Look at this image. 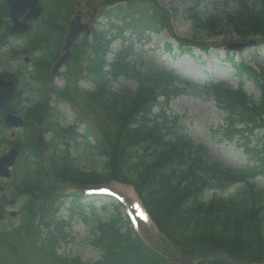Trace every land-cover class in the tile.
I'll return each mask as SVG.
<instances>
[{"label":"trees","instance_id":"trees-1","mask_svg":"<svg viewBox=\"0 0 264 264\" xmlns=\"http://www.w3.org/2000/svg\"><path fill=\"white\" fill-rule=\"evenodd\" d=\"M101 5L103 9L115 5L101 12L107 22L122 21L139 36L145 30L154 33L166 29L171 33L170 20L175 14L187 12L194 33L216 34L224 21L239 41L258 36V43L264 46V0H234L233 11L204 17L194 10L195 4L180 9L177 5L162 8L155 0H104ZM44 7L47 25L64 32L75 9L74 0H51ZM123 27L116 26L118 35ZM91 37L89 42L84 38L76 48L70 70L75 83L54 94L63 102L85 104L99 113L102 121L96 118V123L87 124L82 134L75 131L81 122L79 117L68 128H53L55 143L48 148V168L38 155L42 145L33 141L31 133L24 139L25 166L15 168V183L26 200L18 227L0 237V264H30L34 260L20 252L25 237V245L34 247L42 258H50L51 264H264V190L254 182L258 175L264 177V70L226 51L223 61L233 68L237 87L225 81L200 86L225 112L219 127L222 139L236 141L250 154L248 140L261 135V151L252 155V165L232 169L210 159L181 125L177 126L178 117L166 114L168 98L181 90V83L184 86L190 82L158 67L137 66L131 45L122 44L107 62L105 55L113 37L108 39L97 28ZM176 40V55L190 53L191 46L205 53L210 47L196 35ZM173 50L165 43V51ZM123 77L135 81L134 89L112 88V81ZM79 78L90 88L79 90ZM246 82L255 86L257 96L247 93ZM79 137L91 138L92 154L100 158L101 170L81 169L70 158L69 144ZM242 139L247 141L240 144ZM110 181L135 189L167 243L164 251L144 243L127 218L121 217L119 205L112 202L116 213L98 225L97 235L91 240L101 251L97 261L82 262L77 256L58 254L61 242L71 239L68 222L57 214L63 199L69 198L80 214L85 205L79 195L62 193V187ZM233 186L234 193L225 195ZM174 251L180 256L179 263L173 262Z\"/></svg>","mask_w":264,"mask_h":264},{"label":"rangeland","instance_id":"rangeland-1","mask_svg":"<svg viewBox=\"0 0 264 264\" xmlns=\"http://www.w3.org/2000/svg\"><path fill=\"white\" fill-rule=\"evenodd\" d=\"M47 1V0H46ZM104 0H79L81 9L87 12L90 11L93 14V17H86L84 21L90 20V25L97 27L100 26L105 30H110V26L106 24V21L99 13L103 10V5L101 2ZM162 7H168L170 5H178L182 9L186 7H191L194 3L195 10L199 11L201 16H206L208 14H223L229 13V11L234 10V0H156ZM90 5V6H88ZM102 9V10H101ZM109 9V7H108ZM170 23L173 25L172 34L169 33L166 29L160 32L150 34L148 38H136L133 34L131 35V42L133 46L134 57L137 60L138 64L143 65H157L169 70H172V73L175 75H180L186 79H190L197 84H202L203 82H216L221 80H226L231 86L236 85L237 80L233 75V70L229 67L221 64V58H223L226 53V47L233 41L237 39L233 32L229 31L226 27L225 22L223 21L222 25L216 30V34H207L203 31H197L194 33L192 29L191 16L189 13L181 12L177 14ZM121 26L119 22H113ZM113 33V31L111 30ZM130 30L125 29L123 35L129 37ZM201 38V40L206 44H213L210 47L207 54H203L199 47H194L191 50V53L184 54L177 58H173L168 53H164V45L166 42H170L171 45L176 48L177 37L183 39H190L194 36ZM257 39V37H253ZM122 40L117 38L111 44V48L116 50L120 47ZM124 44H130L129 41H125ZM260 44L256 43L253 47H247L239 51L241 58L244 59L246 63L252 67H257V69L264 70V46H259ZM83 46H81V49ZM9 47H4L0 50V65L2 61L7 63V69L13 71L18 69L16 63L8 60L7 55ZM83 54V49L81 51ZM111 59V56L107 57ZM5 68L0 67V72H3ZM71 70V68H70ZM26 73V71H25ZM23 83L27 81L28 74H24ZM75 83V77L71 76V71L67 74L59 76L55 81V86H64L73 85ZM79 90L88 89L89 85L83 79L79 81ZM127 87L134 89L135 82L127 78H118L112 82V88L118 89ZM245 90L248 94L252 96H257V91L250 82L245 83ZM25 97L27 93L24 94ZM79 96H82V93L79 92ZM55 109V119L58 125L68 126L73 122L75 117L80 118V127L76 132L82 133L87 124L94 125L96 123L95 119L102 121L101 115L91 111L83 103H57L55 101L51 102ZM167 109V114L170 115L176 114L178 121L183 122L182 129L186 134L192 139L195 146H201L204 148L207 156L212 159L222 163L224 166L230 168H247L251 166L252 155L259 151L262 145L261 135H253L250 137L249 148L251 153H245L242 150V145H237L236 141H227L222 139V136L219 134V125L223 122L224 112L219 108L215 107L213 99L208 98L203 90L196 86L186 87V90L178 94L177 97L172 98L169 101ZM58 112V115H57ZM9 134V131L7 132ZM7 134V135H8ZM49 133L45 135V138L48 139ZM260 139V141H258ZM92 140H87L85 138H78L77 142L73 143L69 148L70 158H73L78 167L85 169L87 171L101 170V160L98 157L93 156L92 150L90 147ZM245 141L242 139L240 144H243ZM259 142V144H258ZM6 149L5 145H0V153L4 152ZM261 151V150H260ZM258 187L264 190V177L259 175L258 178L254 181ZM239 184V183H238ZM241 184H239L240 186ZM98 186H108L115 192L119 193L121 200L123 201L122 210L127 211V213L132 212L136 213L135 202H139L135 191L128 185H125L121 182L111 181L110 183H98L88 184L87 187L95 188ZM236 187L229 188L226 191L225 195H231L234 193ZM69 192L80 193L81 190L78 188H73L67 190ZM93 200L91 197L85 196L81 200L85 205L91 203ZM94 202H92L93 211L85 207L83 209V215L79 213H71L73 217L70 219V233L72 239L67 240L65 243L61 242L59 245L58 253L67 255L69 257L78 256L83 262L87 261H96L101 257V251L91 240L94 239V236L97 235L98 225L102 222H106L107 218L111 214H115L112 202L115 200L111 198L95 197ZM23 204L19 202L15 206L14 210L16 211L17 217L15 219L10 216L5 221L9 223L11 220L18 222L20 220V212L22 210ZM105 207V209H104ZM70 205L68 202L63 205L59 211V215L65 216V220H69L68 214L71 212L69 209ZM123 217V215H121ZM38 219L35 220L37 222ZM142 239L149 246L156 247L158 249L162 248L164 242L162 236L159 234V231L155 228L152 222H143L140 223V226L136 229ZM25 237V236H24ZM27 241L25 237L23 244ZM21 245V241H19ZM21 246V253H26L27 255L34 258L33 261H30V264H51L50 258L41 257L38 251H34V247L30 245ZM175 252V251H174ZM174 260L180 262V256L177 252L174 253Z\"/></svg>","mask_w":264,"mask_h":264},{"label":"flooded vegetation","instance_id":"flooded-vegetation-1","mask_svg":"<svg viewBox=\"0 0 264 264\" xmlns=\"http://www.w3.org/2000/svg\"><path fill=\"white\" fill-rule=\"evenodd\" d=\"M9 8H7L6 0H0V49L2 47H13L16 46L17 49H12V56L13 60L17 63H19V70L18 71H11L10 73H7V66L5 64H1L0 67L5 68L3 72H0V78H9L16 82L17 79H20L24 73L25 70L31 71L33 69V59L32 57L28 56L29 52L27 51V47L30 45L31 48H34L37 44L38 36H41L46 29H44V26H41V23L43 21V18L40 17L39 20H35L32 22H29V29L25 31L23 34H14L11 32V20L9 19ZM23 15L19 18L21 21L23 20ZM42 20V21H41ZM37 22V23H36ZM13 50H15V54L13 53ZM19 51V52H17ZM19 53V54H18ZM37 64L39 62H36ZM9 74V75H8ZM47 79V83L51 84L52 79ZM18 85V90H23L20 88V85ZM13 100L9 103L6 109L0 111V138L1 136H4L5 130H12V128H8L6 125H4V117L7 113L9 114H19L21 115L19 109H26L28 105H33L29 99L24 100V95L21 93V97H18L17 93L15 92ZM7 137V136H6ZM6 137H4L6 139ZM20 137L19 131L17 133H13L10 131V137L13 144H10L7 146L15 147V141ZM0 178V214L2 216L0 221V228H4L6 219L11 216L10 215V209L14 206L15 202H17L13 197H10L9 194H5L7 190H5V186L2 185Z\"/></svg>","mask_w":264,"mask_h":264},{"label":"water","instance_id":"water-1","mask_svg":"<svg viewBox=\"0 0 264 264\" xmlns=\"http://www.w3.org/2000/svg\"><path fill=\"white\" fill-rule=\"evenodd\" d=\"M8 6L10 8V16L15 21V29L21 33L26 30V25L18 24V17L22 15L23 12L29 11L30 15H27L25 19L37 18L39 12L41 11L40 7H36L37 0H7ZM68 33L65 37V43L63 46L64 53L57 60V63L52 67V75L55 76L57 70L62 65H67L71 57V47L73 43L78 39V36L83 32L86 35L90 33V27L87 24L81 22V16L78 12L74 18H72L68 23ZM255 41H250L242 44H231L230 48L242 49V47L253 45ZM15 90V85L12 81L0 80V108L4 109L8 105L9 101L13 98V93ZM6 123L12 126H21L22 118L15 117L11 115L6 116ZM17 151L10 149L5 155L0 156V175L7 177L10 175L8 167L14 165L16 162Z\"/></svg>","mask_w":264,"mask_h":264}]
</instances>
